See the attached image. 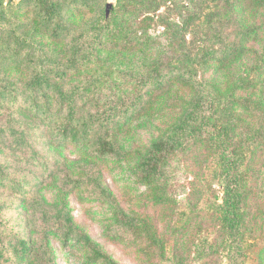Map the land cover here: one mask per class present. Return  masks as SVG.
Segmentation results:
<instances>
[{
	"label": "rangeland",
	"instance_id": "rangeland-1",
	"mask_svg": "<svg viewBox=\"0 0 264 264\" xmlns=\"http://www.w3.org/2000/svg\"><path fill=\"white\" fill-rule=\"evenodd\" d=\"M0 0V30L10 28L14 35L15 62L10 69L0 64V76L5 75V84L12 90L10 98L0 101V124L10 123L15 126L28 128L30 141L34 142L39 151H46L51 158H56L60 169L67 172L68 165L57 153L54 133L66 124L70 125L69 134L84 135L90 141L89 149H80L94 156L93 164L78 162L76 154H68L67 158L76 161L78 169L74 176H82L84 180L87 172L99 169L102 172L103 183L111 188L116 199L131 209L136 215L149 212L155 213L150 205L153 195L147 191L146 184L136 171V161L133 156L147 148L152 134L157 133L153 126L169 119L173 114V107L168 99H163L164 105L156 104L157 115L146 125L142 119L141 106L146 104V87L150 90L156 88L159 80L155 72L163 70V66L180 64L177 57L178 48L173 41V22H181L186 15V9L202 11L201 16L190 27L196 24H206L201 33L199 45L205 47L211 36H206V29L211 23L203 22V16L214 13L217 33L224 32L221 18H227L228 10L224 7V0ZM140 2V3H138ZM138 3V4H137ZM128 21V22H126ZM59 28H56V25ZM135 29L141 36L143 30L150 35V43L154 45V52L138 54L136 58H127L124 54L110 49L111 37L114 32ZM172 29V30H171ZM228 28L226 31H229ZM205 32V34H204ZM264 32V28L262 30ZM118 35V33L116 34ZM6 38L5 34L0 38ZM193 34L190 29L185 32V39L189 46L198 45L192 42ZM261 35L259 36V39ZM225 38L215 40L209 47L221 48ZM258 39V40H259ZM257 40V39H256ZM259 41L253 45L260 47ZM262 43H264L262 41ZM206 51V49H204ZM194 55V52L192 56ZM203 60L195 64L197 79L201 80ZM255 75V70L253 71ZM1 81H3L0 78ZM14 82L13 85L8 83ZM4 83V81H3ZM0 82V85L3 84ZM147 85V86H144ZM3 86V85H2ZM1 87V86H0ZM256 87V85H255ZM37 89V100L31 101L26 90ZM73 90L77 96L64 100L59 97V90ZM150 97V96H149ZM11 100V101H10ZM160 101V99H158ZM167 101V102H165ZM223 102V101H222ZM231 97L225 105H231ZM35 104L40 106L37 112ZM223 104L217 105L216 116H222ZM151 106V104H150ZM148 106V110L149 107ZM125 118H130L125 123ZM118 123L116 124V122ZM25 124V125H24ZM42 147V148H41ZM79 150V151H80ZM104 150V154L93 152ZM215 148L209 141L198 158L188 159V162L177 164L172 157L163 164L166 174L173 177V166L177 168L178 178H172L170 187L165 192L175 196L178 204L170 209L165 219L182 221L187 216H196V224L190 230L192 234L185 241L182 250L175 251L167 243L163 255L151 256L153 249L141 252L139 255L130 250L135 238L137 248H146L142 240V233L129 230L128 233H117L113 242L106 236L107 230L103 224H113L114 218L107 204L101 203L96 195H90L84 202L76 199V193L85 191L91 185L76 186L67 199L69 214L73 216L75 228L80 232L89 234L90 242H99L104 250L118 264H199L206 259L207 264H264V162H249L248 158L240 163L243 172L242 183L249 196L243 207L242 228L240 239L243 240L241 251L233 250L232 245H216L215 239L224 241L225 235L218 234L220 222L212 219L211 212L216 205H220L223 196L222 180L219 177L218 160L214 154ZM3 153L0 152V155ZM20 156H22L20 154ZM180 158L181 155H178ZM3 155L1 163L14 161ZM80 163V164H79ZM80 165V166H79ZM14 166V165H13ZM190 171L185 172L184 170ZM9 169L7 176L17 178L22 183H29L21 174L14 175ZM196 178V179H194ZM0 178V239L4 240L0 246V264H17L13 254L11 237L13 234L25 237V216L23 206L19 202V192L13 191L3 183ZM114 180V182H113ZM25 181V182H24ZM193 182L190 183V182ZM25 183V187H27ZM193 185L197 186L198 194L186 200V195ZM53 190L46 188L44 200L47 205L53 204L51 198ZM191 197V196H190ZM162 213V211L160 210ZM163 214V213H162ZM171 214V216H170ZM193 220V219H192ZM159 221L161 233L169 234L173 222ZM48 225H52L49 220ZM58 227L49 228L42 225V242L34 241L32 253L25 254V261L21 264H97L87 261L84 251L85 244L75 238L68 240L65 247L57 235ZM181 228V227H180ZM189 232V231H188ZM235 237L229 234V238ZM205 239L204 247L198 240ZM238 238V235H237ZM115 244V240H120ZM113 240V239H112ZM104 243V244H103ZM132 249V248H131ZM10 261L5 262L6 258ZM51 258V259H50ZM213 258V259H212ZM12 259V260H11ZM215 262H214V261Z\"/></svg>",
	"mask_w": 264,
	"mask_h": 264
},
{
	"label": "trees",
	"instance_id": "trees-1",
	"mask_svg": "<svg viewBox=\"0 0 264 264\" xmlns=\"http://www.w3.org/2000/svg\"><path fill=\"white\" fill-rule=\"evenodd\" d=\"M51 1V4L54 3V0ZM224 1L223 6L228 10L227 18H221L224 32L218 31L217 33L218 28L212 19L215 16L214 13L203 16L202 23H211L206 29V34L204 32L206 36H211L205 47L202 44L199 45L198 41L201 40L203 27L207 25L196 24L190 27L201 16L200 8L188 9L189 11L186 9V15L182 21L173 22V41L176 42L178 48L177 57L181 58L178 60L180 64L163 66V70L152 75L159 80V82H155L157 85L153 92L149 86L145 89L146 95L151 93L150 97L145 98L147 99L146 104L141 106L143 116L147 118L146 120L142 119L145 127L157 115L156 104L163 106V99L169 100V103L165 101L167 104H175L178 101L173 107V114L169 119L161 124L157 122L153 126V130L157 133L156 135L152 134L147 148L133 156L136 161V171L142 180L141 183H145L147 186L146 192L157 196H153L149 201L155 210L154 214L149 212L140 215L131 213V209L126 208L116 199L117 195L113 193L114 191L104 185L102 172L98 168L87 172L84 180L82 176H74L75 172L73 171L78 169V165L76 161L67 158V153L76 154L78 162H89V164H93V158L96 155L89 156L80 150L90 148V141L86 136L69 134L73 121L71 124L60 127L53 135L56 139L57 153L68 165L67 172L60 169L56 158H51L46 151H39V148H35L34 142L30 141L28 128L10 123L0 124V152L3 153L0 155V178L4 179L5 185H12L9 186L12 191L16 188L19 192V202L23 206L27 230L25 237L17 234H13L11 237L17 264L26 260V253H32L34 241L42 242L39 238V236H43L42 225L47 228L58 227L57 235L60 236V242L65 247L68 246V240L71 237L75 238L78 244L79 240L84 242L86 247L84 251L88 252L85 255L87 261H94L97 264H118L104 250L102 244L90 242L89 234L75 228L73 216L69 214L67 199L74 188L79 185H84V187L91 185L89 188L85 187V191L75 194L79 202L87 201L92 194L96 195L99 202L109 206L110 212L117 219L113 224H103L107 230L106 236H110L111 242L119 233H128L129 230L135 229L142 233V240L146 245V248H137L134 246L137 241L134 238L130 250H133L135 254L139 255L141 252L153 249L150 253L151 256L163 255L167 243L171 244V248L173 246V250L179 252L192 234L190 230L196 224L198 212L196 210V214L193 212V216H187L182 221L165 219L170 209L178 204L175 196L171 198L169 193L165 194L170 187L169 182L172 183V178H178V175L175 165L172 177V174H166L163 164L170 157L177 164L181 162L185 164L188 159L200 157L206 141H209L215 148L216 152H210V154H214L218 160V175L222 180L223 187L222 202L215 206V210L211 212L210 216L214 220H219L220 225L217 231L219 235L223 232L225 240H216L215 234H213V240L216 245L222 243L228 244L229 247L232 245L233 250L241 251L243 249V240L239 236H241L243 226V207L246 198L250 196L249 192L245 190L246 185L242 183L243 172L240 169V163L247 158L249 162H264V43H262V41L264 42V32H262L264 28V0ZM56 28H59L58 23ZM131 28V31L124 30L125 27H123L121 32H114L115 35L111 37L110 49L118 52L120 54L118 56L124 54L131 59L136 58L138 54L154 52L152 50L154 45L152 42L150 43L149 39L150 35L143 30L139 36L136 34L137 31L133 27ZM188 28L193 34L194 41L192 42H196L198 45L194 43L189 46L185 39V32ZM228 28L231 29L226 31ZM0 33L6 36L5 39L4 37L0 38V64L6 69H10L13 68L15 59L17 61L11 50L14 45L18 44L14 42V35L10 28H2ZM117 33L118 35H116ZM221 38H225L221 48L212 49L209 47L215 43V40ZM257 41H259L260 47L253 45V42L257 43ZM199 59L203 60L200 65L201 80L197 79L195 70V64L199 62ZM254 70L255 75L253 74ZM0 78L3 80L5 75H1ZM3 81L0 80L3 83L0 85V101L13 95L12 90H7L9 89L8 84L6 85L5 80ZM8 83L14 84L10 80ZM58 90L59 97L66 101L77 96L70 89ZM26 91L30 100L35 102L39 90L27 89ZM229 97H231L232 103L227 106L225 101ZM218 104L223 105L220 112L222 116L217 119L214 115ZM148 106H150L149 110ZM35 107H37V112L41 111L38 104H35ZM129 120L130 118H125V123ZM93 152H98L100 155L105 153L104 150H93ZM179 154L182 158L178 156ZM3 155L5 158L14 155V161L16 160V163L20 161L18 162L20 164L1 163ZM9 169L14 170V175L21 174L23 179L27 176L26 181H29L30 184L24 181L27 183V187H25V183L17 178L7 176L6 173ZM184 171L189 172L190 170ZM261 175L264 176V172H261ZM190 183L193 184L192 181ZM46 188L55 191L51 196L53 200L51 205H47L43 197ZM197 194V186L193 185L186 195V200H191ZM49 220H52V225L47 224ZM159 221H164V227H166V223L173 222L169 234L160 232ZM230 233L235 237L229 238ZM204 242V238L197 241L202 247H204ZM3 243L4 240L0 239V246ZM114 243L120 244L121 239L115 240ZM3 261L10 260L7 257ZM178 263L177 260L176 264ZM199 264H207V260L204 259Z\"/></svg>",
	"mask_w": 264,
	"mask_h": 264
}]
</instances>
